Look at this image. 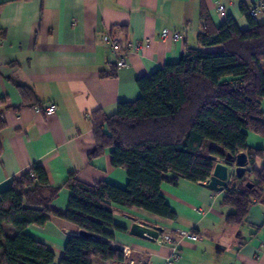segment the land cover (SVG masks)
<instances>
[{
	"label": "crops",
	"instance_id": "0c3cea01",
	"mask_svg": "<svg viewBox=\"0 0 264 264\" xmlns=\"http://www.w3.org/2000/svg\"><path fill=\"white\" fill-rule=\"evenodd\" d=\"M262 2L0 0V195L34 164L45 169L54 188L62 187L70 174L77 173L84 184L106 182L125 189L129 178L125 170L112 166V148L90 160L96 150L94 114L110 118L121 103L136 102L141 96L140 78L179 63L187 47H196V37L203 30L202 3L216 28L232 16L241 29H247L241 6ZM258 21L263 22L264 16ZM104 35L118 42L119 55L104 43ZM120 58L130 69L118 67ZM104 73L114 75L103 77ZM19 87L30 88L36 102H25ZM51 106L56 112L47 115ZM261 109L264 113V100ZM247 144L252 150H262L263 156L249 164L243 178L228 181L223 192L182 179L173 186L169 181L175 175H166L160 193L176 213V221L114 205V222L126 230L113 231L112 247L122 250L125 260L95 258L93 264H264V191L253 202L244 224L226 222L234 212L224 205L227 190L256 183L251 172L264 168V138L249 132ZM71 196V191L62 189L49 210L65 214ZM135 222L157 226L162 233L153 241L134 237L130 230ZM6 230L12 234L14 228ZM80 232L56 217L43 227L26 230L55 253L56 264L65 256L68 239ZM184 233L199 239L193 241ZM166 237L173 241L179 256L171 263L173 245L163 242Z\"/></svg>",
	"mask_w": 264,
	"mask_h": 264
},
{
	"label": "trees",
	"instance_id": "16d2710c",
	"mask_svg": "<svg viewBox=\"0 0 264 264\" xmlns=\"http://www.w3.org/2000/svg\"><path fill=\"white\" fill-rule=\"evenodd\" d=\"M248 9L241 6L247 29L232 16L216 28L202 3L203 30L196 47H187L179 63L140 78L136 102L121 103L110 118L94 114L96 150L90 160L112 148V166L125 170L129 178L125 189L106 182L84 184L77 173L54 188L39 164L12 181L0 195V264H56L55 253L26 233L52 217L82 232L68 239L59 264H93L95 258L122 262L124 252L112 247L113 231L126 229L114 222V205L176 221L160 193L168 173L175 175L169 181L173 186L179 179L205 184L215 166L210 155L225 164L229 154L246 153L252 165L263 156L262 150L247 144L249 132L264 138V21L251 17ZM19 89L25 102H36L30 88ZM251 173L256 180L252 189L227 190L224 205L234 210L226 218L229 225L244 224L253 202L263 194L264 168ZM62 189L72 192L63 215L48 208ZM8 226L14 228L12 234Z\"/></svg>",
	"mask_w": 264,
	"mask_h": 264
},
{
	"label": "water",
	"instance_id": "95a60500",
	"mask_svg": "<svg viewBox=\"0 0 264 264\" xmlns=\"http://www.w3.org/2000/svg\"><path fill=\"white\" fill-rule=\"evenodd\" d=\"M228 163H219V158L216 156H209V160L214 162L215 166L211 178L205 183V186L213 192H223L228 187L230 170L235 168L236 178H243L246 169L250 164L249 157L246 153H240L236 157L228 155ZM254 184L246 183V188L252 189ZM162 229L157 226H151L147 223L135 222L130 230V234L134 237L143 238L146 240H156L159 238ZM82 234V232L80 233Z\"/></svg>",
	"mask_w": 264,
	"mask_h": 264
},
{
	"label": "built area",
	"instance_id": "2783aa9c",
	"mask_svg": "<svg viewBox=\"0 0 264 264\" xmlns=\"http://www.w3.org/2000/svg\"><path fill=\"white\" fill-rule=\"evenodd\" d=\"M219 11L223 12L224 7L221 6L219 8ZM248 13L251 17L255 18L256 20H259L261 17L264 16V5H263V3H258V4H255V5H252L251 7H249ZM166 35H167V32L164 31L163 36L166 37ZM103 41L112 50V52H114L116 55H119L121 53V51H122L121 46L111 36L104 35ZM118 67L124 68V69H130V65L127 64L123 58L119 59ZM55 112H56L55 106H51V107L47 108V110H46L47 115H52ZM235 177H236L235 170L232 169L230 174H229V180L228 181H231ZM183 236L187 237L193 241H198V239H199L198 236H196L195 234H191V233H184ZM163 242L165 244L173 245L174 254H173L172 258L169 260V263H171L172 260L177 261L179 259V256L177 255V248L174 245L173 241L170 238L166 237V238H164Z\"/></svg>",
	"mask_w": 264,
	"mask_h": 264
}]
</instances>
